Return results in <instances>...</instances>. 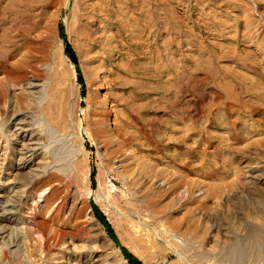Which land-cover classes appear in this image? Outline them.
<instances>
[{"label":"rangeland","instance_id":"rangeland-1","mask_svg":"<svg viewBox=\"0 0 264 264\" xmlns=\"http://www.w3.org/2000/svg\"><path fill=\"white\" fill-rule=\"evenodd\" d=\"M1 4L16 13L8 33L20 48L17 58L36 70L46 101L56 72L70 61L63 27L83 78V86L75 79L76 119L85 122L89 155L74 180L51 178L53 166L30 186L14 170L0 175V264H121L92 204L120 246L144 264H236L222 261L224 244L244 236L246 226L264 233V0ZM70 83L64 79L63 88ZM13 88L9 105L26 110ZM23 113L28 122L32 115ZM42 123L51 139L37 155L72 146L73 134ZM35 159L26 166L35 168ZM88 186L96 196H85ZM194 230L199 242L205 236L203 249L191 241Z\"/></svg>","mask_w":264,"mask_h":264},{"label":"bare ground","instance_id":"bare-ground-1","mask_svg":"<svg viewBox=\"0 0 264 264\" xmlns=\"http://www.w3.org/2000/svg\"><path fill=\"white\" fill-rule=\"evenodd\" d=\"M105 1L106 0H100L102 3ZM151 2L148 4L150 5L149 14H154L156 18L158 17L156 16L158 14L154 11L153 4H151ZM1 5L2 4L0 0V73L5 74L4 79L0 81V152H5L0 160V175H3L5 171L7 172L14 170L16 174L15 177L24 180L27 182V186H30L36 181L38 182L40 178H42L41 174L45 173L50 166H53V168L57 169V172L54 173L51 178H58L59 176L69 177L73 174L74 176L72 179H78L79 176L77 170L79 168H85V162L87 161L86 159H88L87 157L89 155V151L86 148L85 139L81 130L85 122L82 123L76 119L78 118L77 114L80 112V97L78 98L79 94L77 95L79 85L77 84V87L75 86V67L70 61L67 60V64L64 65V70L62 72H56L54 85L51 88V94L49 95V99L46 101V96L42 93L40 90L41 86L36 81V70H34L33 67L26 61V58H17L19 55H21L19 50L20 48L15 37L8 33V31L12 29L13 17L16 15V13L14 10H12L13 8H4ZM151 10L153 11L152 14ZM8 25L11 26L8 27ZM169 33L171 32L169 31ZM29 70L31 71L29 72ZM29 76L34 78V80H31ZM67 78L71 81V87L68 85L69 88H63L64 79ZM11 84L14 87L13 89L20 90V97L21 100H24L23 103L25 109L30 115H32L28 122L26 115L22 116L24 114L23 111L26 110L22 111L17 108V106H20L21 103H18L16 106L9 105L10 99L7 94H9ZM75 92V107H73L71 110L69 99L74 96ZM247 93L249 92H246L245 94ZM242 94L244 95V93ZM20 97L18 98L17 95L18 101L20 100ZM4 101L5 103H3ZM44 120L52 127H56L58 132L63 136H69L73 134L74 139L72 141V146L68 147L67 144L63 146H56L51 149V151L41 152L40 155H37V151L41 148L39 145H41L43 142L47 144L46 142L51 139V136L47 135L44 130L45 124L42 123ZM36 122H40L42 125V130L40 132L38 129L34 128ZM84 130L86 131V133H84L88 135V138L92 139L89 129L86 128ZM74 131H76V133ZM42 132H44V135L41 136ZM160 146L164 147L165 145L162 142ZM14 155H16L15 157L17 162L13 164V162H10V157ZM33 157H36L34 161H37L35 168H33L32 164L31 166H26L28 162H31ZM72 162H74V168L71 166ZM177 188L178 186L174 184L171 185L170 190L177 191ZM24 193L26 192L24 191ZM85 194L86 197L96 196V193L91 188H89V186L86 187ZM38 199L40 203L43 202L45 199L44 190H41ZM35 207H39V203H36ZM0 217L4 218L3 216ZM176 225L179 226V224L175 223V226ZM175 226L173 223V230L177 231L174 228ZM178 226L176 227L179 228ZM4 228H7V226ZM4 228L1 230V233L6 230ZM195 231L196 230H194V232ZM195 234H197V232H195ZM198 234L195 235L194 239L191 241H198ZM201 238V242L198 241L200 243L198 248L203 249L202 242L206 239L204 240V235L201 236ZM39 240L41 241L40 238ZM263 241L264 233L262 229H259L255 226H246L244 236L232 239L230 244H224L222 249L219 248V255L222 257V261L224 262L229 261L236 264H245V262L248 261H250V263L258 262L264 259ZM193 246L194 243L192 245V248L194 249ZM40 252L42 251L40 250ZM112 252L114 255H116L121 264H128L120 255V250L113 244ZM200 256L206 258L210 255L206 252H201Z\"/></svg>","mask_w":264,"mask_h":264},{"label":"trees","instance_id":"trees-1","mask_svg":"<svg viewBox=\"0 0 264 264\" xmlns=\"http://www.w3.org/2000/svg\"><path fill=\"white\" fill-rule=\"evenodd\" d=\"M58 30H59V36L63 42L64 54L69 58L71 63L75 66L77 82L79 85L83 86V78H82L81 72L79 71V68L77 65V58H76L75 51L73 50L72 46L67 41L66 35L64 34V30L61 25L59 26ZM90 180L93 184L94 183V170H92L90 173ZM91 208H92V212L96 220L103 226L108 237L115 243V245L121 251L122 255L127 259L128 263L129 264H144L138 258H136L132 253H130L125 247L120 246L119 241L114 233V230L109 223L110 221L106 219V217L98 209V207L92 204Z\"/></svg>","mask_w":264,"mask_h":264},{"label":"water","instance_id":"water-1","mask_svg":"<svg viewBox=\"0 0 264 264\" xmlns=\"http://www.w3.org/2000/svg\"><path fill=\"white\" fill-rule=\"evenodd\" d=\"M76 80H77V77H76ZM100 224V223H99ZM121 253V252H120ZM122 255V253H121ZM122 257L124 258V260L128 263L127 259L122 255Z\"/></svg>","mask_w":264,"mask_h":264}]
</instances>
